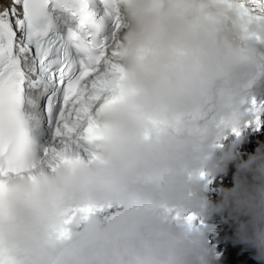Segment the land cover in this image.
Masks as SVG:
<instances>
[{
    "label": "clouds",
    "instance_id": "1",
    "mask_svg": "<svg viewBox=\"0 0 264 264\" xmlns=\"http://www.w3.org/2000/svg\"><path fill=\"white\" fill-rule=\"evenodd\" d=\"M123 79L94 112L95 158L0 175V247L20 264H220L216 215L264 264V146L241 160L235 183L209 200L202 172L239 158L233 128L264 94V44L218 0H117ZM264 31V29H260ZM115 209L104 218L84 207ZM82 226V227H81ZM71 237L58 239L59 229Z\"/></svg>",
    "mask_w": 264,
    "mask_h": 264
},
{
    "label": "snow or ice",
    "instance_id": "2",
    "mask_svg": "<svg viewBox=\"0 0 264 264\" xmlns=\"http://www.w3.org/2000/svg\"><path fill=\"white\" fill-rule=\"evenodd\" d=\"M218 2L235 14L248 37L264 42V0ZM116 3L7 0L5 7L0 0V175L35 167L38 139L48 145L46 156L70 163L69 153L81 140L102 138L94 112L100 101L120 99L110 93L123 79L116 61L122 25ZM250 111L254 119L245 125L264 127V102L253 98ZM231 131L240 134V128ZM100 210L76 209L65 223ZM185 219L204 225L195 214ZM56 235L68 239L71 229L61 228ZM0 264L20 261L0 247Z\"/></svg>",
    "mask_w": 264,
    "mask_h": 264
},
{
    "label": "rangeland",
    "instance_id": "3",
    "mask_svg": "<svg viewBox=\"0 0 264 264\" xmlns=\"http://www.w3.org/2000/svg\"><path fill=\"white\" fill-rule=\"evenodd\" d=\"M255 99L258 102H264V94L255 97ZM229 140L241 141L237 151L246 160L250 155L255 154L257 149L264 146V127L256 129L254 126L244 125L240 128L239 135L231 131ZM207 195L214 202H219L222 199L214 194ZM203 224L210 229V241L216 246L217 252L221 254L220 264H256L254 250L234 242L235 226L232 222L216 215L211 220H203Z\"/></svg>",
    "mask_w": 264,
    "mask_h": 264
},
{
    "label": "bare ground",
    "instance_id": "4",
    "mask_svg": "<svg viewBox=\"0 0 264 264\" xmlns=\"http://www.w3.org/2000/svg\"><path fill=\"white\" fill-rule=\"evenodd\" d=\"M4 6L5 7L7 6V0H4ZM258 42L261 43V44H264V42H261V41H258ZM241 160H244V158H243V155L242 154H239V158L236 159V160H234V161H232L229 164V166H228V171L226 173H223V175H226L227 177L232 178V181H233V182H230V183L226 182L227 188H231V187L234 186V183H235V174L238 171V165L241 162ZM211 178H212L211 176H206V175L203 177V179L205 181V186H206V192H207V194H214L217 197L222 198L223 190H221V191L220 190H217V191L214 190L213 185L210 183V179ZM219 185H223V184L222 183H219ZM209 200H211V199H209ZM211 201H213V200H211ZM114 210L115 209H105V208H101V210L98 211V212H96V214L99 217L104 218L105 216L111 214ZM109 212H111V213H109Z\"/></svg>",
    "mask_w": 264,
    "mask_h": 264
},
{
    "label": "trees",
    "instance_id": "5",
    "mask_svg": "<svg viewBox=\"0 0 264 264\" xmlns=\"http://www.w3.org/2000/svg\"><path fill=\"white\" fill-rule=\"evenodd\" d=\"M254 260H255V263H256V264H260V262H258L256 259H254Z\"/></svg>",
    "mask_w": 264,
    "mask_h": 264
}]
</instances>
